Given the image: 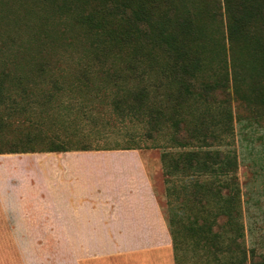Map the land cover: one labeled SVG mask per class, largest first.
Masks as SVG:
<instances>
[{
	"label": "trees",
	"instance_id": "16d2710c",
	"mask_svg": "<svg viewBox=\"0 0 264 264\" xmlns=\"http://www.w3.org/2000/svg\"><path fill=\"white\" fill-rule=\"evenodd\" d=\"M221 2L0 0V43L18 56L0 57V154L137 150L150 140L162 150L176 264H264L247 238L229 102L249 111L243 131L264 120V0ZM26 4V17L12 19ZM37 41L61 46L62 57ZM111 118L144 133L97 143Z\"/></svg>",
	"mask_w": 264,
	"mask_h": 264
},
{
	"label": "rangeland",
	"instance_id": "374dc122",
	"mask_svg": "<svg viewBox=\"0 0 264 264\" xmlns=\"http://www.w3.org/2000/svg\"><path fill=\"white\" fill-rule=\"evenodd\" d=\"M216 1L219 5L222 4L221 0ZM206 3L213 5V0H206ZM28 6V4L16 6L14 11L11 9L10 11L15 13L10 15L11 18L24 19L30 10ZM3 31L5 28L0 30V41ZM21 32L26 34L27 29L24 28ZM8 41L0 43V57H18L16 51H11ZM36 44L37 49H42V53L48 57H62L61 46H51L46 50L47 47L42 48V43L37 41ZM229 102L234 113V128L236 127L230 141L239 155V178L245 202L244 219L248 228L249 223L254 226V237L248 233L247 238L250 245L255 240L264 249V138L261 139L264 137V120L255 125L256 129L249 130L250 132L243 131L242 125L237 121L246 118L249 111L236 97ZM105 112H108V109H105ZM188 119L194 121L196 117L189 115ZM110 120L107 128L103 126V121L99 122V131L106 133L94 136L97 143L124 146L130 139H138L139 136L133 138L130 137L131 134L139 133L142 136L144 133L141 126L132 122L121 123L114 118ZM81 123L90 130L93 122L86 119L81 120ZM151 144L150 140L145 141L141 138V148L137 151L148 164L155 196L163 210L167 197L161 160L162 150L151 148ZM78 152L71 156L81 157L79 168L72 167L73 162L69 160L67 166L77 169H68L62 176H66L67 181L74 184L78 197L84 199V202L91 203L92 200H97L99 207L105 209L102 214L94 215L98 220L97 228L87 230L84 235L66 237L0 238V264H176L172 238L166 222L165 225L154 224L147 228L148 234L151 230L150 236L126 235L132 233L129 231V224L123 221L121 216H115L114 213L107 211L108 201L113 204L121 195L118 196L119 191L115 185L108 182L109 170L101 167L92 170L91 167L89 169L86 167L87 164L90 166L94 159L97 163L106 161L103 158V155H107L105 151ZM35 154L41 157L46 155L45 152ZM110 182H114V179Z\"/></svg>",
	"mask_w": 264,
	"mask_h": 264
},
{
	"label": "crops",
	"instance_id": "0c3cea01",
	"mask_svg": "<svg viewBox=\"0 0 264 264\" xmlns=\"http://www.w3.org/2000/svg\"><path fill=\"white\" fill-rule=\"evenodd\" d=\"M104 153L106 161L97 163L92 157L86 167L109 170L108 182L121 195L113 204L108 201L107 211L129 224L132 233L126 235L150 236L147 228L165 225L166 220L147 162L137 150ZM72 154L77 152L46 153L45 157L35 153L0 154V238L66 237L97 228L94 215L105 209L97 200L84 202L74 184L62 176L68 169L79 168L81 157ZM69 160L77 168L68 167ZM112 179L114 182H110Z\"/></svg>",
	"mask_w": 264,
	"mask_h": 264
}]
</instances>
